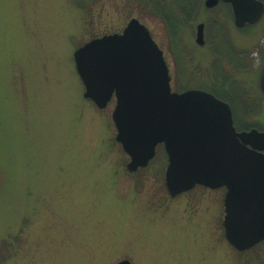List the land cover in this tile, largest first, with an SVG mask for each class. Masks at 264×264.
<instances>
[{
	"label": "rangeland",
	"instance_id": "obj_1",
	"mask_svg": "<svg viewBox=\"0 0 264 264\" xmlns=\"http://www.w3.org/2000/svg\"><path fill=\"white\" fill-rule=\"evenodd\" d=\"M159 1L183 22L173 37L137 0H98L84 11L88 0H0L3 264H264V242L238 252L226 241L221 191L170 198L164 146L130 173L115 140L116 100L100 110L83 96L74 52L137 18L164 52L173 91L211 92L230 103L238 130L264 131V19L245 33L224 4L194 0L185 20L177 1Z\"/></svg>",
	"mask_w": 264,
	"mask_h": 264
},
{
	"label": "water",
	"instance_id": "obj_2",
	"mask_svg": "<svg viewBox=\"0 0 264 264\" xmlns=\"http://www.w3.org/2000/svg\"><path fill=\"white\" fill-rule=\"evenodd\" d=\"M229 6L243 29L264 15V0H206ZM196 42L204 44V24ZM84 98L106 109L113 98L116 142L130 157L127 170L147 167L164 144L171 196L197 184L226 188L224 229L238 251L264 240V132H238L229 103L203 90L173 92L164 52L150 30L132 18L121 33L92 39L74 52ZM264 94V65L259 77ZM117 264H133L129 260Z\"/></svg>",
	"mask_w": 264,
	"mask_h": 264
},
{
	"label": "trees",
	"instance_id": "obj_3",
	"mask_svg": "<svg viewBox=\"0 0 264 264\" xmlns=\"http://www.w3.org/2000/svg\"><path fill=\"white\" fill-rule=\"evenodd\" d=\"M96 1L98 0H88L87 4L83 5L82 11H84L86 7L90 5L91 2H96ZM175 1H177L176 7L182 13V15L184 16V19L187 20L191 18V15H190L191 9H193L196 6V3L194 2V0L193 1L192 0H175ZM137 2L143 9L147 10L148 12L150 11L151 13L153 12L154 15L160 17L163 20L166 30L168 34H170V36L173 37L172 32L175 34L178 33L183 22L180 23L179 22L180 19L178 20L175 17L173 18L172 15L171 16L169 15V11L171 10L168 9L169 8L168 5L163 4L162 1H159V0H137ZM9 246L8 244H4L5 248L3 249L9 250ZM1 253H0V262L3 264V262L6 260V257H5L6 253L3 255H1Z\"/></svg>",
	"mask_w": 264,
	"mask_h": 264
},
{
	"label": "flooded vegetation",
	"instance_id": "obj_4",
	"mask_svg": "<svg viewBox=\"0 0 264 264\" xmlns=\"http://www.w3.org/2000/svg\"><path fill=\"white\" fill-rule=\"evenodd\" d=\"M264 153V152H263ZM197 187H201V188H205V189H208V190H210V191H221V195H220V198H218V202H217V204H218V206H221V222H222V224H221V226H222V229H223V231H224V226H223V222H224V216H225V206H224V200H225V192H224V190H225V188H218V189H209V188H206V187H202V186H196L195 188H197ZM194 188V189H195ZM193 189V190H194ZM192 191V190H191ZM191 191H189V192H191ZM186 193H188V192H186ZM185 194V193H184ZM180 195H183V194H180ZM180 195H177L176 197H179ZM170 196V195H169ZM176 197H171L170 196V198H176Z\"/></svg>",
	"mask_w": 264,
	"mask_h": 264
}]
</instances>
